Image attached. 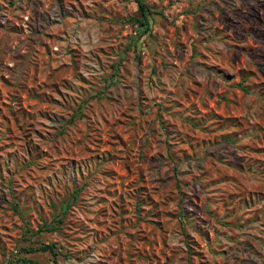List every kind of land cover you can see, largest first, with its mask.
Segmentation results:
<instances>
[{"label":"rangeland","instance_id":"374dc122","mask_svg":"<svg viewBox=\"0 0 264 264\" xmlns=\"http://www.w3.org/2000/svg\"><path fill=\"white\" fill-rule=\"evenodd\" d=\"M143 2L0 0V264H264V0Z\"/></svg>","mask_w":264,"mask_h":264},{"label":"trees","instance_id":"16d2710c","mask_svg":"<svg viewBox=\"0 0 264 264\" xmlns=\"http://www.w3.org/2000/svg\"><path fill=\"white\" fill-rule=\"evenodd\" d=\"M135 3H136V6H137V17L135 18V22L137 24H139L141 27H147L148 25V16L150 14V9L147 8V6L145 5V3L143 2V0H135ZM75 197H76V193H75ZM66 209V207H65ZM64 209V210H65ZM60 222V221H59ZM55 227H47V228H43L41 229L43 232H52V231H55ZM41 231V232H42ZM40 251H51L53 252V246L52 245H45V246H42L40 249ZM22 262L24 263H29V264H36L34 263L33 261L31 260H26V259H22ZM8 264H10L8 262Z\"/></svg>","mask_w":264,"mask_h":264}]
</instances>
